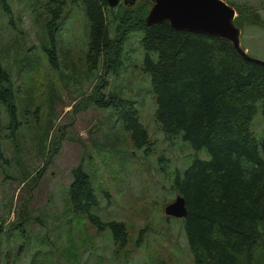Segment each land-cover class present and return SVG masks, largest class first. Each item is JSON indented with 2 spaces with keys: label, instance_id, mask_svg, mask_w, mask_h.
I'll return each mask as SVG.
<instances>
[{
  "label": "rangeland",
  "instance_id": "374dc122",
  "mask_svg": "<svg viewBox=\"0 0 264 264\" xmlns=\"http://www.w3.org/2000/svg\"><path fill=\"white\" fill-rule=\"evenodd\" d=\"M224 1L233 8L251 7L264 19V0ZM4 3L8 11L0 3V62L16 90V128L9 132L0 105V264H193L180 219L165 220L162 207L175 196L167 188L168 172L208 155L192 150L180 137H164L154 122L153 96L140 69L139 33L126 35L115 74L103 75L101 64L87 71L82 8L63 0L53 70L41 51L47 45L43 24L48 0ZM238 44L264 61V27L242 24ZM102 78L101 92L118 90L134 103L150 141L145 154L131 147L128 132L119 129L114 117L109 120L111 111L87 100ZM256 107L248 129L260 139L264 109L260 102ZM113 128L116 142L102 145ZM79 161L92 177L99 217L125 225L121 249L106 231H95L69 213L70 169Z\"/></svg>",
  "mask_w": 264,
  "mask_h": 264
},
{
  "label": "trees",
  "instance_id": "16d2710c",
  "mask_svg": "<svg viewBox=\"0 0 264 264\" xmlns=\"http://www.w3.org/2000/svg\"><path fill=\"white\" fill-rule=\"evenodd\" d=\"M69 1L78 2L84 16L86 70L101 64L103 75L115 74L126 35L138 32L140 69L147 75L153 96L154 122L164 137H180L192 150L203 149L208 155L207 159L191 158L182 169L170 170L167 177L168 190L183 198L186 213L178 219L192 263L264 264V138L257 139L248 129L256 103L264 109V65L244 59L228 40L175 30L166 21L146 25V0L134 5L118 2L114 7L104 0ZM0 3L8 11L4 0ZM45 7L47 45L41 51L49 67L56 70L55 31L64 3L48 0ZM233 9L238 29L242 24L264 27L255 9ZM10 77L0 62V105L13 133L16 90ZM99 81L87 100L111 111L109 120L114 117L119 129L128 132L131 147L145 154L150 141L134 103L118 90L101 92L105 81ZM111 131L102 145L116 142V128ZM70 176L66 200L70 215L95 231H106L114 246L123 248L125 225L99 217L92 177L81 161L70 169ZM141 235L142 230L136 241Z\"/></svg>",
  "mask_w": 264,
  "mask_h": 264
},
{
  "label": "water",
  "instance_id": "95a60500",
  "mask_svg": "<svg viewBox=\"0 0 264 264\" xmlns=\"http://www.w3.org/2000/svg\"><path fill=\"white\" fill-rule=\"evenodd\" d=\"M108 7H114L119 0H104ZM135 0H121L132 5ZM149 7L144 16L146 25L166 21L170 28L228 40L236 52L246 60L264 65V61L250 57L239 47V29L234 25L235 11L224 0H148ZM168 217L185 216L183 198L175 195L162 207Z\"/></svg>",
  "mask_w": 264,
  "mask_h": 264
}]
</instances>
